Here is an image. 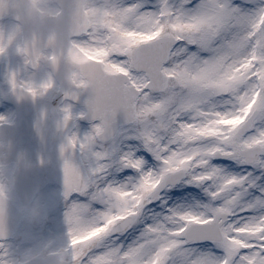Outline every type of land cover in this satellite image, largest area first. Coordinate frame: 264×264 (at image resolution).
<instances>
[{"label":"snow or ice","instance_id":"obj_1","mask_svg":"<svg viewBox=\"0 0 264 264\" xmlns=\"http://www.w3.org/2000/svg\"><path fill=\"white\" fill-rule=\"evenodd\" d=\"M106 7L140 40L110 54L103 96L81 98L86 190L65 207L102 231L69 264H264V0Z\"/></svg>","mask_w":264,"mask_h":264},{"label":"rangeland","instance_id":"obj_2","mask_svg":"<svg viewBox=\"0 0 264 264\" xmlns=\"http://www.w3.org/2000/svg\"><path fill=\"white\" fill-rule=\"evenodd\" d=\"M34 1L40 6L42 15L50 16L58 11L53 0ZM107 4L108 0H88L85 3L89 16L88 29L84 35L72 41L71 53L77 62L96 59L102 62L107 71L117 72L108 59L110 54L135 46L140 37L119 32L106 7ZM1 23L4 25H0V62H6L8 66L0 75L1 81L4 82L0 85V92L3 90L7 98L11 88L20 86L43 97L54 98L58 91L55 81L44 69L41 59L35 65H30L23 50L20 25L9 18ZM10 44L13 46L9 47ZM74 82L85 85L87 80L76 71ZM60 108L69 114L82 113L72 103L60 101ZM12 112L13 108L1 112L4 122L11 119ZM0 179L2 192L24 210V216L13 236L0 240V264H20L31 258L51 254L69 263L70 259L78 260L101 234L102 230L92 227V219L87 215L86 205L73 203L65 207L69 196L63 194L58 183H48L46 188L25 206L15 191L13 176L9 170L1 171ZM85 190L86 187L74 192L82 194ZM107 227L106 224L105 228Z\"/></svg>","mask_w":264,"mask_h":264},{"label":"water","instance_id":"obj_3","mask_svg":"<svg viewBox=\"0 0 264 264\" xmlns=\"http://www.w3.org/2000/svg\"><path fill=\"white\" fill-rule=\"evenodd\" d=\"M26 1L28 0H0V17L12 14L22 20L29 48L35 44H43L42 47L51 46L55 50L56 56L49 65L59 79L62 94L81 104L82 97L103 96L109 86V78L117 74L105 73L99 62L74 65L69 58L71 38L86 30L85 0H62L59 15L42 20L37 18V10L30 5L29 10L25 8ZM76 67L89 80L88 86L79 88L73 84L72 73ZM10 99L18 110V119L15 124L5 128V138L10 143L5 150L9 158L17 160L16 190L22 201L29 203L32 195L49 180L59 182L67 195L75 188L82 189L85 185L84 177L75 163V147L69 140L73 120L65 118L61 121L53 102L37 98L22 88L13 89ZM48 119H53L50 125L54 128L63 125L62 130L52 131V138L45 135ZM21 215L12 201L0 192V238L12 235ZM24 264L68 262L50 256Z\"/></svg>","mask_w":264,"mask_h":264},{"label":"flooded vegetation","instance_id":"obj_4","mask_svg":"<svg viewBox=\"0 0 264 264\" xmlns=\"http://www.w3.org/2000/svg\"><path fill=\"white\" fill-rule=\"evenodd\" d=\"M36 2V1H35ZM55 3V2H54ZM56 7L58 8V4L55 3ZM22 36V35H21ZM25 53L27 54L28 56V53L26 51V48H25ZM38 57L37 58H40L41 61H43V63L52 56V51L51 49H44L40 52L39 55H37ZM47 62V61H46ZM4 71L3 70H0V75H2ZM3 82L1 81L0 79V85H2ZM0 97H4V94H3V91L0 92ZM58 111L61 115H63V111L60 110L59 106H58ZM75 117V124L77 122V118L79 117L78 115L77 116H74ZM14 122V119H11L9 120L8 122H4L3 119H2V116H1V112H0V127L3 126L4 124H10V123H13ZM74 133L72 132V137H73ZM6 146V142L3 138H0V172L1 170L3 169H9L10 171H13L15 170V162L12 160V161H8L5 159V153L3 151V148Z\"/></svg>","mask_w":264,"mask_h":264}]
</instances>
